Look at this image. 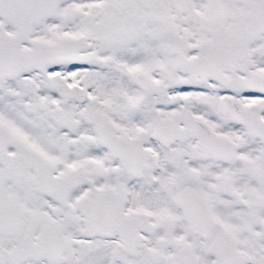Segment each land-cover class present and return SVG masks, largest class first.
Segmentation results:
<instances>
[{
    "label": "snow or ice",
    "instance_id": "obj_1",
    "mask_svg": "<svg viewBox=\"0 0 264 264\" xmlns=\"http://www.w3.org/2000/svg\"><path fill=\"white\" fill-rule=\"evenodd\" d=\"M0 264H264V0H0Z\"/></svg>",
    "mask_w": 264,
    "mask_h": 264
}]
</instances>
